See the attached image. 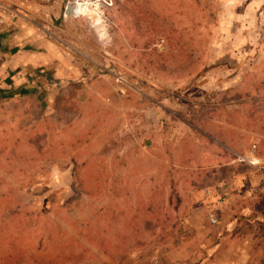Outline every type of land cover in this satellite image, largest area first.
<instances>
[{
  "label": "rangeland",
  "instance_id": "1",
  "mask_svg": "<svg viewBox=\"0 0 264 264\" xmlns=\"http://www.w3.org/2000/svg\"><path fill=\"white\" fill-rule=\"evenodd\" d=\"M5 1L53 63L0 99V264H264V0Z\"/></svg>",
  "mask_w": 264,
  "mask_h": 264
},
{
  "label": "crops",
  "instance_id": "2",
  "mask_svg": "<svg viewBox=\"0 0 264 264\" xmlns=\"http://www.w3.org/2000/svg\"><path fill=\"white\" fill-rule=\"evenodd\" d=\"M59 1L60 0L52 1L53 5L51 7L54 10V14H59V12H61L62 4ZM32 30L33 29L29 25L24 24L22 23V21H18L17 19L0 29V99L9 97H22L26 92L29 93L33 91L32 88L36 80L35 69L39 68L40 71H42V68L50 67V63L52 62L50 60L51 57L49 54L45 53V50L42 48L44 44L42 42H39V40L37 39L39 38L38 35L33 33ZM47 48H49V45ZM58 58L59 66L57 69L64 70V66L66 65V63L62 65L60 59L61 57L59 56ZM62 59L64 63L66 59ZM62 70L61 74L63 72ZM53 76H57L58 78H60L59 80L61 81V83H66V81L62 80V78L60 77L62 75L49 74L47 76H44V78L49 82L51 81V78H53ZM54 94L55 93H53L52 91H49L47 92V97L52 100L55 96ZM253 146L254 147L251 150L252 153L244 156L249 158V160H254L257 162V164H251L249 163V161H247L252 166L253 170L261 171V174L257 175L256 178H264V156L255 155L254 151L256 145ZM240 157H243V155H241L240 153H235L234 160L237 161ZM238 175L239 174L236 173V176ZM223 182L225 183V201L226 199L227 201H230L232 199V196L230 195L231 183L229 181ZM255 188H257V186ZM255 203L257 204V201ZM241 210H243V212H252L254 211L253 204H251V206L245 205ZM256 215L257 217H255L254 219H260L258 217L260 215L258 212Z\"/></svg>",
  "mask_w": 264,
  "mask_h": 264
},
{
  "label": "built area",
  "instance_id": "3",
  "mask_svg": "<svg viewBox=\"0 0 264 264\" xmlns=\"http://www.w3.org/2000/svg\"><path fill=\"white\" fill-rule=\"evenodd\" d=\"M82 1H84L86 7H87V5H91V4H93L94 6L99 5V4L110 6L113 3V0H82ZM68 2L69 1H67L65 3L64 8H63V16L64 17L71 16V14L66 15V10H67L68 4H69ZM17 18H18V11L16 9H14L12 6H10L5 0H0V29L6 25L12 23ZM239 160L244 161L245 158L240 157ZM248 161L251 164H257V162L254 160H248ZM219 184L222 187L225 185L224 182H220ZM209 219L211 221L215 222V217L213 214H209Z\"/></svg>",
  "mask_w": 264,
  "mask_h": 264
},
{
  "label": "bare ground",
  "instance_id": "4",
  "mask_svg": "<svg viewBox=\"0 0 264 264\" xmlns=\"http://www.w3.org/2000/svg\"><path fill=\"white\" fill-rule=\"evenodd\" d=\"M68 1H69L68 2L69 4H68V8L66 10L67 14H71V13L77 12L79 10L78 9L79 8V3H81V2L84 3V1H82V0H68ZM67 11H69V12H67Z\"/></svg>",
  "mask_w": 264,
  "mask_h": 264
}]
</instances>
